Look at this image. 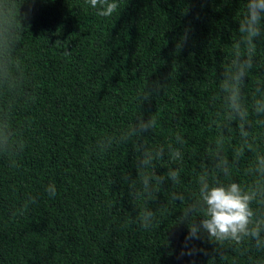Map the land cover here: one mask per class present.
<instances>
[{"label": "trees", "instance_id": "obj_1", "mask_svg": "<svg viewBox=\"0 0 264 264\" xmlns=\"http://www.w3.org/2000/svg\"><path fill=\"white\" fill-rule=\"evenodd\" d=\"M10 2L0 16V264H264V230L259 245L203 231L185 241L204 218L185 215L201 176L246 190L264 179L250 171L264 118L250 113L245 143L218 93L244 0H118L109 17L88 0ZM256 47L249 85L264 78V36ZM141 117L156 127L134 135ZM161 148L146 171L163 182L142 194L143 152ZM251 207L264 224V201Z\"/></svg>", "mask_w": 264, "mask_h": 264}, {"label": "clouds", "instance_id": "obj_2", "mask_svg": "<svg viewBox=\"0 0 264 264\" xmlns=\"http://www.w3.org/2000/svg\"><path fill=\"white\" fill-rule=\"evenodd\" d=\"M89 5L97 10V14L104 17L112 16L118 9V0H88ZM12 8L10 0H0V16L7 17ZM237 38L233 41L230 51V60L225 64L218 81V93L222 101V114L229 123H235L242 140L247 143L250 136L251 125L249 115L255 114L258 118H264V78H257L249 85L250 74L256 67L257 41L264 36V0H244V10L238 20ZM188 40L185 32L179 38L176 45L179 51ZM251 88L250 97H245V87ZM250 100V105L246 101ZM257 123L264 126V119H258ZM216 126L222 128L219 122ZM156 127L153 118L144 120L142 117L132 134L140 135ZM178 143H184L183 137L177 136ZM223 142L221 131L217 143ZM163 149H157L155 153L145 150L141 157L138 176L142 185V194H150L151 182L162 183L163 178L147 173L146 169L153 159L162 158ZM242 149L235 151V157L241 155ZM169 156L173 161L182 159L179 148L169 149ZM219 163L216 165L225 174L229 172L228 162L218 155ZM254 174L264 178V153L256 156L254 167L250 170ZM168 177L173 182H178L179 172L170 169ZM199 200L196 205L190 206L189 212H202L204 218L199 224L191 223L185 237L187 242L200 239L201 231L207 233L210 238L218 241L233 240L239 243L245 236H251L260 243V234L264 230V224L254 222V212L251 204L253 201H264V179L261 183L250 189H244L237 182L225 185H211L204 176L199 178ZM55 195V189H47ZM152 213L145 209L142 213L143 226H148Z\"/></svg>", "mask_w": 264, "mask_h": 264}]
</instances>
